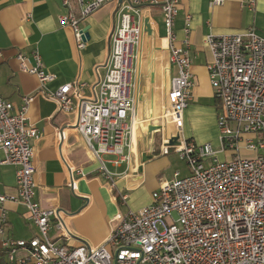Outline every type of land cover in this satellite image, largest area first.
Returning a JSON list of instances; mask_svg holds the SVG:
<instances>
[{"label": "built area", "instance_id": "2783aa9c", "mask_svg": "<svg viewBox=\"0 0 264 264\" xmlns=\"http://www.w3.org/2000/svg\"><path fill=\"white\" fill-rule=\"evenodd\" d=\"M110 1L114 0H76V14L68 0H62L67 11L59 15V23L72 33L78 49L85 46L83 21ZM222 1L210 0V4ZM155 2L131 0L117 7L105 71L91 96L82 94L86 84L78 79L48 89L46 85L55 74L43 68L37 50L32 52L34 64L22 53L16 56L19 69L37 77L40 90L55 102L58 111L75 113L74 128L111 188L117 173L108 170L104 156H113L110 161L114 165L130 158L125 149L134 144L133 48L143 33L140 5ZM246 3L253 8L255 0ZM178 4V0L160 3L169 39L168 59L176 69L170 79V102L160 118L179 131L195 81L190 71L188 15L186 38L182 45L174 43ZM204 42L212 56L207 66L210 85L220 104L216 116L218 147L180 137L177 144L169 146L165 139L161 153L173 149L189 173L179 176L175 171L151 192L147 204L116 212L109 219L106 240L99 245L62 240L71 235L60 209L45 207L34 198L32 144L40 132L26 116L32 98L23 96L15 105L0 96V164L15 166V192L0 193V235L5 234L8 224V201L22 205L26 219L35 227L30 238L4 237L0 241V264H264V37L249 26L240 33L209 34ZM244 134L257 138H243ZM57 136L62 139L63 132ZM240 142L247 149L262 152L254 157H218L220 152L237 149ZM69 173L70 186L75 188L74 174L83 172L69 168ZM117 194L125 203L126 195L122 191ZM52 228L57 237L50 235Z\"/></svg>", "mask_w": 264, "mask_h": 264}, {"label": "crops", "instance_id": "0c3cea01", "mask_svg": "<svg viewBox=\"0 0 264 264\" xmlns=\"http://www.w3.org/2000/svg\"><path fill=\"white\" fill-rule=\"evenodd\" d=\"M129 1L107 2L89 15L82 23L83 28L87 27L88 37L84 48L78 49L72 33L59 23V15L67 11L62 0H0V96L15 105L21 103L23 96L32 98L26 116L40 132L39 139L32 144L34 198L45 207L60 209L71 235L70 239L62 240L70 244L103 243L108 236L109 219L116 212L137 209L150 201L151 192L163 181L160 176L168 164L165 155L170 149L162 154L160 146L171 135L178 133L180 138L196 143L210 142L214 148L218 147L216 116L220 104L213 96L209 81L207 66L212 56L205 37L240 33L249 26L264 37V0H255L253 8L247 6V0H223L219 5L210 4V0H178L174 43L183 44L185 16L188 15L190 71L195 81L178 131L172 123L160 118L163 107L170 102V79L176 73L168 59L169 39L160 8L163 0L140 5L143 17L149 19L151 33L143 32L140 43L133 48L130 79L137 131L136 135L134 131L132 134L134 144L125 149L130 156L128 161L114 165L110 161L113 156H104L106 164L114 167L113 172L117 173L115 187L111 188L98 169V161L74 128L75 113L58 111L55 102L40 90L37 77L19 69L16 56L22 53L28 63L34 64L32 52L37 50L43 68L55 74L54 80L46 85L48 89L54 90L78 79L86 84L82 94L91 96L95 92L94 85L105 71L116 9L120 3ZM68 2L78 14L76 0ZM158 124L164 126L163 132L148 131L149 125ZM60 131L64 135L62 139L57 136ZM249 137L257 138L254 134L243 135V138ZM259 152L262 150L247 149L240 142L237 149L220 152L218 157H254ZM141 153L152 157L142 162ZM140 164L141 177L135 179ZM122 165L124 167L117 170ZM69 168H80L83 172V175L74 174L75 188L70 186ZM117 191L126 195L125 203L120 201ZM14 192L15 166L0 164V193ZM5 208L8 224L0 241L4 237L30 238L35 227L26 219L25 208L10 201L5 203ZM50 235L57 237V231L52 228Z\"/></svg>", "mask_w": 264, "mask_h": 264}, {"label": "rangeland", "instance_id": "374dc122", "mask_svg": "<svg viewBox=\"0 0 264 264\" xmlns=\"http://www.w3.org/2000/svg\"><path fill=\"white\" fill-rule=\"evenodd\" d=\"M165 158L168 160V164L165 166V168L163 169V174L160 176L163 181L171 179L175 171L180 173L179 176H183L189 173V168L187 167L186 163L178 157L177 153H175L173 149H170L169 154L165 155ZM106 166L109 170H115L114 167H111L110 164H106ZM123 167L124 165H122V167L118 168L117 170H121Z\"/></svg>", "mask_w": 264, "mask_h": 264}, {"label": "water", "instance_id": "95a60500", "mask_svg": "<svg viewBox=\"0 0 264 264\" xmlns=\"http://www.w3.org/2000/svg\"><path fill=\"white\" fill-rule=\"evenodd\" d=\"M148 17H144L143 19V32H146L147 34H150L151 33V28H150V24L148 22ZM83 32H84V38L86 39L88 37V33H87V27H84L83 28ZM141 99V98H140ZM148 131H152V130H158V131H161L163 132L164 130V126L158 124V125H149L148 126ZM178 138H179V134L178 133H175L173 135H171L169 138H168V141H167V145H173V144H177L179 141H178ZM152 155H146V153H141V160L142 162L148 160L149 158H151ZM141 172H142V164H140L137 168V175L135 176V179H139L141 177Z\"/></svg>", "mask_w": 264, "mask_h": 264}, {"label": "bare ground", "instance_id": "6f19581e", "mask_svg": "<svg viewBox=\"0 0 264 264\" xmlns=\"http://www.w3.org/2000/svg\"><path fill=\"white\" fill-rule=\"evenodd\" d=\"M134 124H135V122H134ZM135 125H136V124H135ZM133 129H134V130H133V131H134V134L136 135V126L133 127ZM132 134H133V132H132ZM134 134H133V135H134ZM133 138H134V137H133Z\"/></svg>", "mask_w": 264, "mask_h": 264}]
</instances>
